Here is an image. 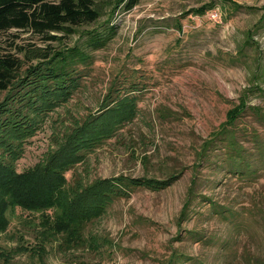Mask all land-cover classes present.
Instances as JSON below:
<instances>
[{"label":"rangeland","instance_id":"rangeland-1","mask_svg":"<svg viewBox=\"0 0 264 264\" xmlns=\"http://www.w3.org/2000/svg\"><path fill=\"white\" fill-rule=\"evenodd\" d=\"M114 23L71 95L35 116L29 136L0 143L7 179L46 172L58 181L57 207L48 210L11 206L0 182V264H264V84L254 89L264 0H142L118 10ZM107 95L125 108L101 123ZM232 111L234 125L202 160ZM117 112L127 116L117 120ZM90 121L97 134L79 130ZM64 169L73 192L96 182L69 212L71 230L60 210ZM171 175L169 185L158 182ZM122 179L157 184L110 199ZM56 221L68 235L51 234Z\"/></svg>","mask_w":264,"mask_h":264},{"label":"trees","instance_id":"trees-1","mask_svg":"<svg viewBox=\"0 0 264 264\" xmlns=\"http://www.w3.org/2000/svg\"><path fill=\"white\" fill-rule=\"evenodd\" d=\"M141 1L0 0V94H6L5 99L0 102L1 144L9 141L14 146L16 142L29 136L35 125V116L50 110V103L71 95L72 86L78 83L82 70L86 71L92 65V53L104 48L113 37L116 29L115 14L120 9L130 11ZM74 37L76 40L72 41ZM256 79L259 82L255 84L254 89L261 91L260 86L264 84V66L260 68ZM123 105L122 98L107 95L96 116L102 119L101 123L105 119L112 123L114 110H122L125 108ZM117 113V120L127 116L124 112ZM235 117V111L230 112L226 123L213 133L214 139L204 143L207 147L199 153L202 160L209 158L208 150L214 146L213 142H222L225 139V128L234 125ZM91 123L92 121L84 122L79 130L92 129L97 134L100 126ZM229 145L233 146L231 141ZM45 166L50 169L48 163ZM10 169L11 166L0 163V182H8L11 206L18 205L31 210L57 207L54 202L57 198L54 193L57 190L52 189L58 181L49 180L46 172L39 178L19 175L18 178L13 176L7 179L6 172ZM55 169L57 167H53V171ZM230 170H237V167L232 166ZM66 171L68 170L58 172L61 176L60 184L65 183L68 194L67 203H63L60 210L71 230L75 223L68 217L72 218L75 213L69 212L74 210L85 192L92 194L96 182L94 186L83 188L78 193L73 192L71 186L65 182L63 174ZM239 173L241 174V171ZM174 177L171 175L158 182L169 185ZM151 182L157 184L156 180L122 179L118 182L121 187L116 184L110 185L109 198L112 199L111 196L115 192L125 195L137 185L155 186ZM185 209L186 206L182 214ZM237 214L239 212H235V215ZM241 219L234 218L235 228L241 227L239 226ZM0 222L7 223V219L0 216ZM65 222L56 221L55 224H51V234L61 237L62 233L68 235V228L62 226ZM252 264L259 263L256 261Z\"/></svg>","mask_w":264,"mask_h":264}]
</instances>
